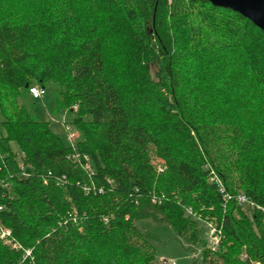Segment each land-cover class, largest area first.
Wrapping results in <instances>:
<instances>
[{
    "label": "trees",
    "instance_id": "obj_1",
    "mask_svg": "<svg viewBox=\"0 0 264 264\" xmlns=\"http://www.w3.org/2000/svg\"><path fill=\"white\" fill-rule=\"evenodd\" d=\"M35 85L81 131L75 148L20 101ZM0 115V226L22 246L0 238V264H159L135 223L155 212L203 248L195 264H264V213L226 202L210 180L213 169L264 207V30L239 12L208 0H0ZM13 141L24 173L9 167ZM198 217L222 230L218 252Z\"/></svg>",
    "mask_w": 264,
    "mask_h": 264
},
{
    "label": "rangeland",
    "instance_id": "obj_2",
    "mask_svg": "<svg viewBox=\"0 0 264 264\" xmlns=\"http://www.w3.org/2000/svg\"><path fill=\"white\" fill-rule=\"evenodd\" d=\"M20 101L26 105L36 119L49 122L51 129L59 135L67 145L70 144L68 140L69 133L76 134V142L82 138L81 131L75 125L70 123L64 111L57 108L55 93L51 88H48L47 93L41 98H34L28 91H26L20 98ZM73 107L75 110L78 109V105H74ZM66 121L70 125L69 131L65 126ZM10 147L16 157L10 160L9 167L12 171H16L17 164L21 165L23 163V154L17 142H11ZM152 158L155 165L161 170L163 166L162 161L156 156H153ZM89 167L92 168L91 163H89ZM244 209L247 213L253 212L250 207H244ZM154 215V217L137 219L135 223L143 232L148 233L153 237V244L157 252L160 262L159 264H165V262L168 264H195L197 260L201 259L202 247L197 246L195 251L189 249L186 242L177 235L175 228L170 222L165 221L162 215L158 212H155ZM199 226L202 238L207 239L209 234L207 225L204 222H200Z\"/></svg>",
    "mask_w": 264,
    "mask_h": 264
},
{
    "label": "built area",
    "instance_id": "obj_3",
    "mask_svg": "<svg viewBox=\"0 0 264 264\" xmlns=\"http://www.w3.org/2000/svg\"><path fill=\"white\" fill-rule=\"evenodd\" d=\"M45 90L46 89L41 88L39 86H32L30 88V94L34 98H41L42 96H44L47 93V91H45ZM65 126H66V129L69 131L70 125L67 122H65ZM76 137L77 136L75 133H69L68 140L70 142V145L73 148H75V146H76ZM71 159L74 161H77L78 163H81V164L84 163L82 165L87 170V172L88 173L92 172L91 167H89L90 162H89L88 156H84L82 158L79 156V154L75 153V154L71 155ZM24 166H25L24 163H22L20 165V169L23 171V173H24ZM210 180H211V182H213L217 186L218 190L223 195V198L226 202L234 199L239 206L250 207L252 209V211L260 210L264 213V207L257 204L254 200H252L246 194H244L242 192H239L236 195L230 193L227 190V187H226L222 177L213 169H212L211 174H210ZM86 190H88V188H86ZM154 201H155V199H154ZM189 213L194 214L191 209H189ZM198 219L200 220V222H204L209 229L208 238L205 239L206 240V248L212 252H218L219 249L221 248V243H222V230L218 227L217 223H215L214 220H209V219L202 220V218H200V217H198ZM0 238L6 244L11 245L13 248L19 249L22 247L19 243L15 242L14 238L12 237L11 230L7 227L0 226ZM31 254H32V250H26L25 256H30ZM196 257H197V255H196ZM165 264H168V263L165 262Z\"/></svg>",
    "mask_w": 264,
    "mask_h": 264
},
{
    "label": "water",
    "instance_id": "obj_4",
    "mask_svg": "<svg viewBox=\"0 0 264 264\" xmlns=\"http://www.w3.org/2000/svg\"><path fill=\"white\" fill-rule=\"evenodd\" d=\"M214 6L239 12L264 30V0H208Z\"/></svg>",
    "mask_w": 264,
    "mask_h": 264
}]
</instances>
